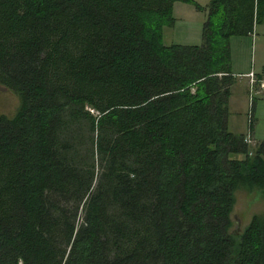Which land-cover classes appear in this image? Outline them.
<instances>
[{
    "label": "trees",
    "instance_id": "trees-1",
    "mask_svg": "<svg viewBox=\"0 0 264 264\" xmlns=\"http://www.w3.org/2000/svg\"><path fill=\"white\" fill-rule=\"evenodd\" d=\"M176 1L0 0V264H264V214L230 230L264 139L227 127L264 0H211L200 45H165Z\"/></svg>",
    "mask_w": 264,
    "mask_h": 264
},
{
    "label": "rangeland",
    "instance_id": "rangeland-1",
    "mask_svg": "<svg viewBox=\"0 0 264 264\" xmlns=\"http://www.w3.org/2000/svg\"><path fill=\"white\" fill-rule=\"evenodd\" d=\"M210 1L174 2L172 10L174 24L164 27L163 43L165 45L176 43L200 45L202 26L207 17L206 10ZM187 34L189 37H198L200 40L189 39ZM230 50L232 71L241 70L246 66L250 69L264 67V13L260 21L255 24L251 35L234 36L230 39ZM254 89L258 92L253 93L252 96L254 104L251 107L254 106V110L251 108L253 112L251 132L249 128L250 91L247 78L237 77L231 85L227 117L228 130L235 134L249 136L250 148H254L264 139V88L258 89L256 85ZM18 105L19 100L16 94L8 89H0V114L11 116ZM234 195L235 203L230 214L232 222L230 230L240 233L254 215L264 214V198L257 189L240 188L235 191Z\"/></svg>",
    "mask_w": 264,
    "mask_h": 264
},
{
    "label": "built area",
    "instance_id": "built-area-1",
    "mask_svg": "<svg viewBox=\"0 0 264 264\" xmlns=\"http://www.w3.org/2000/svg\"><path fill=\"white\" fill-rule=\"evenodd\" d=\"M247 76L250 77L249 79V91H250V105H249V128L252 126V116H253V112H252V107L251 105L253 104V93L258 92V90L255 91L254 86L258 85V89H262L264 88V79H258L255 77L254 73L252 71H250L248 74H246ZM252 108V109H251ZM250 132H251V128H250ZM245 142L248 144L250 142L249 136L245 137Z\"/></svg>",
    "mask_w": 264,
    "mask_h": 264
},
{
    "label": "crops",
    "instance_id": "crops-1",
    "mask_svg": "<svg viewBox=\"0 0 264 264\" xmlns=\"http://www.w3.org/2000/svg\"><path fill=\"white\" fill-rule=\"evenodd\" d=\"M187 37H189V34H187ZM189 39H193L194 41L200 40V38H198V37H189ZM194 43H196V42H194ZM250 71H252L254 73L256 78L264 79V67L263 66L262 67H258L256 69H254V68L250 69L249 67L246 66L245 68H243L241 70H236V71L234 70L232 72L235 75H237L238 77L247 78V86H248L250 77L247 76L246 74H248ZM239 75H241V76H239ZM228 104H229V102H228ZM253 139H254V135H253Z\"/></svg>",
    "mask_w": 264,
    "mask_h": 264
},
{
    "label": "water",
    "instance_id": "water-1",
    "mask_svg": "<svg viewBox=\"0 0 264 264\" xmlns=\"http://www.w3.org/2000/svg\"><path fill=\"white\" fill-rule=\"evenodd\" d=\"M7 89L6 87H4V86H0V89ZM234 233H237L236 231H233Z\"/></svg>",
    "mask_w": 264,
    "mask_h": 264
}]
</instances>
